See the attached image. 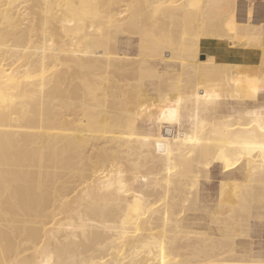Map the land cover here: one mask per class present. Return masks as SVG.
I'll return each mask as SVG.
<instances>
[{"label": "bare ground", "instance_id": "6f19581e", "mask_svg": "<svg viewBox=\"0 0 264 264\" xmlns=\"http://www.w3.org/2000/svg\"><path fill=\"white\" fill-rule=\"evenodd\" d=\"M239 11L0 0V264H264V22Z\"/></svg>", "mask_w": 264, "mask_h": 264}, {"label": "rangeland", "instance_id": "374dc122", "mask_svg": "<svg viewBox=\"0 0 264 264\" xmlns=\"http://www.w3.org/2000/svg\"><path fill=\"white\" fill-rule=\"evenodd\" d=\"M239 56H241V53H239ZM200 92L203 93V91H200ZM260 92H261V99H260V103L258 105H262L264 107V89H262ZM149 103H151V105ZM230 106L231 105H229V107ZM159 111H160V108L158 107L156 99L155 98H147V103L145 105V111L143 113L144 115L141 118V121L143 122V126H145L144 128L147 129L146 133L154 134L156 132L157 117L159 116ZM189 128H190L189 116H188V118L182 117L179 133L183 134V132H185L186 130H189ZM162 132L164 135L169 136L170 138H173L174 132H175V127L172 124H163ZM163 147L165 148V145L160 144L159 148L163 149ZM219 172H220V167H216V168L213 167L212 168L211 178H210V181L212 184L217 183L218 177H219ZM141 181L143 182L144 178H142ZM209 191H210V193L215 192V186L210 187ZM262 221H263L262 226H258L256 224V222L254 221L255 223L252 227L251 241H252V249L253 250H254V248H256V246H257V248H259L261 246L259 244L256 245L257 240L263 241V244H264V219H262Z\"/></svg>", "mask_w": 264, "mask_h": 264}, {"label": "crops", "instance_id": "0c3cea01", "mask_svg": "<svg viewBox=\"0 0 264 264\" xmlns=\"http://www.w3.org/2000/svg\"><path fill=\"white\" fill-rule=\"evenodd\" d=\"M237 2H238V5H239V8H240V11H239V13L241 14V17L243 18V19H246V17H247V10H248V8L251 6V7H253V14H252V17H253V19H255V20H257V21H262V22H264V0H237ZM245 3V4H244ZM258 4V5H257ZM243 7V8H242ZM242 8V9H241ZM258 8H260L259 10H258ZM262 8V9H261ZM256 10H257V13H256ZM255 13H256V15H255ZM262 15V16H261ZM260 17H262V18H260ZM204 43H207V40H204ZM213 44H212V46L210 47L208 44L206 45V44H204L203 46H204V51H207V50H211L213 47H214V42H212ZM230 44L227 42V40H226V43L224 42L221 46H220V48H222V49H224V51H232L231 50V48H230ZM239 53H241V56H239ZM235 54V53H234ZM237 57H244V56H246L244 53H242V52H238V53H236L235 54ZM251 56H254V54H252ZM241 171H242V169H239L236 173V175H239V174H241ZM260 201H263L262 199L260 200ZM260 201H258V202H260ZM261 210L260 211H262L263 210V205L261 206ZM261 219H263V218H261ZM256 224L258 225V226H262V224H263V221H261L260 223H257L256 222ZM255 224V225H256ZM258 237V236H257ZM257 244H259V245H261L259 248H257V246H256V248H254V250L252 249V241H250V248H251V252H252V255H253V257H255V258H259V257H261V254L263 253L264 254V244H263V241H261V240H257V243H256V245Z\"/></svg>", "mask_w": 264, "mask_h": 264}]
</instances>
